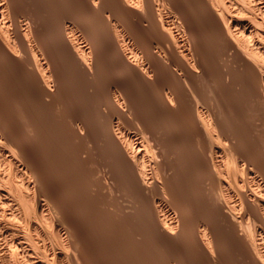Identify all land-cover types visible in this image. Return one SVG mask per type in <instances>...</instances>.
<instances>
[{
  "label": "bare ground",
  "instance_id": "6f19581e",
  "mask_svg": "<svg viewBox=\"0 0 264 264\" xmlns=\"http://www.w3.org/2000/svg\"><path fill=\"white\" fill-rule=\"evenodd\" d=\"M39 1L0 0V264H264V0Z\"/></svg>",
  "mask_w": 264,
  "mask_h": 264
},
{
  "label": "rangeland",
  "instance_id": "374dc122",
  "mask_svg": "<svg viewBox=\"0 0 264 264\" xmlns=\"http://www.w3.org/2000/svg\"><path fill=\"white\" fill-rule=\"evenodd\" d=\"M44 1H45V2H44ZM44 1H43V0L39 1V2H41L39 5H41V6H40V7H41V14H42V12H43V13H45V15H44V14H42V15L47 16V15H49V13L47 14V11L49 12V10H50V6L53 5L52 3H53L55 0H44ZM46 1H47L48 3H47ZM51 1H52V2H51ZM57 1H58V2H57ZM57 1L54 2V5H55V6H53V7H54L55 9H56V8L58 9V7L60 8V6H61L60 10H61V9H62V10L66 9V8H62V7H63V6H64V7H67L66 5L68 4V2H66V1H68V0H66V1L64 0L63 2H62V0H57ZM60 1H61V2H60ZM59 2H60L62 5H59ZM45 3H47L48 5L44 6ZM49 3H51V4H49ZM66 3H67V4H66ZM42 4H43V5H42ZM56 4H57V5H56ZM63 4H64V5H63ZM49 5H50V6H49ZM48 6H49V7H48ZM56 6H58V7H56ZM45 8H46V9H45ZM54 8H51V10H54ZM51 10H50V11H51ZM65 73L67 74V73H69V72L67 71V72H65ZM65 77H67V78H65V79H66V83H68V85H69V84L71 85V83H72V87H71L70 85H69L70 87L68 86V89H69V90H68V96H69L70 94H72V93L80 92V93H77V94H78L79 96H81V98H82V96H83V98H84V99H81L77 94H76V96L70 95L73 99H75V97H77V98H76L77 100L79 99L78 101H77V100H73V99H71V97L69 96V98H70L71 100H73L72 102H73L74 104L77 105L79 102H81V100H83V102H82L81 104L79 103L78 106H80V105L82 106L83 104H84L83 106H85V105L88 106L89 103L92 105L91 101H92V102L94 101L93 103L95 104V102H96L95 100H96V99H94V98H95V94H94L93 90H91L92 87H90V86L87 85V84H84V82L82 83V82H81L82 80H81L80 82H78L79 80H78L77 78H73V77L70 78L69 74H67ZM68 79H70V80H68ZM72 79H73V80H72ZM74 79H75V80H74ZM76 79H77V80H76ZM68 81H70V82H68ZM73 81H74V82H73ZM77 83H78V84H77ZM79 83H80V84H79ZM73 84H74V85H73ZM81 84H82V85H81ZM7 85H8V88H13V87H14V85H12V84H10V83L7 84ZM9 85H10V87H9ZM11 85H12V86H11ZM75 85H76V87H78L79 85H81L82 88H81V86H79L78 89H76V88H74ZM85 85L87 86L86 88H85ZM83 86H84V87H83ZM15 87H16V86H15ZM89 87H90V88H89ZM88 88H89V90H88ZM70 89H71V90H70ZM80 89H81V90H80ZM85 89H87L86 91H87L88 94L86 93ZM83 90H84V91H83ZM88 91H89V92H88ZM90 91H91V92H90ZM82 92L85 93V94H83ZM81 94H82V95H81ZM86 94H87V96H86ZM90 94H91L92 96H91ZM74 95H75V94H74ZM89 95L92 97V98H91L92 100H90V96H89ZM93 99H94V100H93ZM84 100H88V101L90 100V101L88 102V101H84ZM75 101H76L77 103H76ZM84 102L87 103V104H85ZM43 104H45V103H43ZM43 104H42L41 108H43V109H42V110H43V113L45 112V113H47V114L44 113V115H46V116L43 117L42 121L44 122L48 117H50V118L47 119V120L50 119V121H47V122L45 121V122H44V123H49V122H51V120H52V121L54 120V115H55V116L58 115V114L55 113V111H57V110H56L57 108H55V111H54L53 113H50L51 108H52L53 106L50 107L51 105H49V104H46V105H43ZM47 105H48V106H47ZM45 106H47L46 109H45ZM89 106H90V105H89ZM62 108H63V107L60 106V109H59V110H62ZM44 109H45V110H44ZM47 109H50V111L48 112ZM52 109H53V108H52ZM57 112L59 113L60 111H57ZM49 113H50V114H49ZM47 115H48V116H47ZM50 115H51V116H50ZM56 117H57V120H58V116H56ZM44 118H46V119H44ZM58 121H59V120H58ZM91 174H92V173L89 174L90 177L92 176ZM89 175H88V176H89ZM106 241H108V239H107ZM105 248H106V249H105ZM101 250H102V249H101ZM103 250L106 252V250H108V246H107V247H104ZM102 252H103V251H102ZM110 252H111V251H110ZM108 253H109V252H108ZM125 260H126V259H125ZM125 263L128 264L127 260H126ZM125 263H124V264H125Z\"/></svg>",
  "mask_w": 264,
  "mask_h": 264
}]
</instances>
